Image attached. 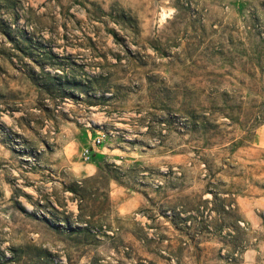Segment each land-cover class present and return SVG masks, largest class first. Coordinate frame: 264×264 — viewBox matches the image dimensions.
Masks as SVG:
<instances>
[{
	"label": "rangeland",
	"instance_id": "1",
	"mask_svg": "<svg viewBox=\"0 0 264 264\" xmlns=\"http://www.w3.org/2000/svg\"><path fill=\"white\" fill-rule=\"evenodd\" d=\"M0 264H264V0H0Z\"/></svg>",
	"mask_w": 264,
	"mask_h": 264
},
{
	"label": "built area",
	"instance_id": "2",
	"mask_svg": "<svg viewBox=\"0 0 264 264\" xmlns=\"http://www.w3.org/2000/svg\"><path fill=\"white\" fill-rule=\"evenodd\" d=\"M101 141V138L99 136L93 137L91 140V144L89 146H85L81 149L80 155L83 160H88L91 155L93 154V147L98 145Z\"/></svg>",
	"mask_w": 264,
	"mask_h": 264
}]
</instances>
